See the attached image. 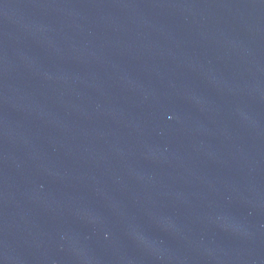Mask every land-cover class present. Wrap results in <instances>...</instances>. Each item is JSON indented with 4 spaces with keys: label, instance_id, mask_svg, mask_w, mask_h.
<instances>
[{
    "label": "water",
    "instance_id": "obj_1",
    "mask_svg": "<svg viewBox=\"0 0 264 264\" xmlns=\"http://www.w3.org/2000/svg\"><path fill=\"white\" fill-rule=\"evenodd\" d=\"M0 264H264V0H0Z\"/></svg>",
    "mask_w": 264,
    "mask_h": 264
}]
</instances>
